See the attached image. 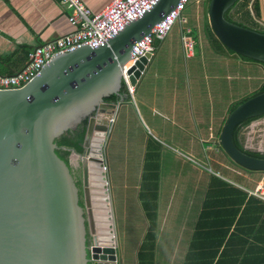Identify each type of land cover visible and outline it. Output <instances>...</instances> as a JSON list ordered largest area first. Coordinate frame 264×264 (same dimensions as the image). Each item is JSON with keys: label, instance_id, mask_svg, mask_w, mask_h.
I'll return each mask as SVG.
<instances>
[{"label": "crops", "instance_id": "1", "mask_svg": "<svg viewBox=\"0 0 264 264\" xmlns=\"http://www.w3.org/2000/svg\"><path fill=\"white\" fill-rule=\"evenodd\" d=\"M82 1L98 12L110 0ZM194 1L198 5L190 14L195 25H181L179 37L154 39L152 56L132 95L125 88L130 99L108 107L114 120L104 164L120 252L118 264H264V228L260 237H248L245 243V231H237L235 221L227 229L223 225L232 216L226 210L236 207V189L261 199L250 191L257 184L264 187V171L238 167L216 143L230 107L241 99L230 96L211 102L204 93L208 74L214 83L208 87L222 90L216 80L224 77L223 64L225 78L230 79L234 71L248 81V91L261 86L264 67L214 49L205 30L204 0ZM250 5L251 9L255 5L256 15H245L247 23L264 28V0H250L249 9ZM69 14L60 0H0V72H17L27 61L16 67L15 61L33 47L73 31ZM201 20L205 41L199 45L192 31L201 28ZM186 28L194 40L191 50L180 37ZM204 42L212 48L217 69H208L199 61L206 53ZM247 133L248 140L258 134L260 148L264 116ZM239 138L242 142L241 134ZM201 157L212 161L216 169L206 168ZM69 160L73 168L79 163L73 150ZM153 170L157 180L148 177ZM244 248L247 252L242 258L239 254Z\"/></svg>", "mask_w": 264, "mask_h": 264}, {"label": "water", "instance_id": "2", "mask_svg": "<svg viewBox=\"0 0 264 264\" xmlns=\"http://www.w3.org/2000/svg\"><path fill=\"white\" fill-rule=\"evenodd\" d=\"M239 0H204V24L224 55L264 62V33L227 20ZM178 0H159L104 45H82L54 55L23 86L0 89V264H118L119 246L104 165L113 105L130 99L122 71L135 41L149 34ZM211 45L213 41L208 37ZM147 52L127 73L136 85L151 58ZM123 89V92L122 90ZM264 115V91L235 105L217 144L250 171H264V157L233 141L243 120ZM80 178L57 153L56 138L84 120Z\"/></svg>", "mask_w": 264, "mask_h": 264}, {"label": "built area", "instance_id": "3", "mask_svg": "<svg viewBox=\"0 0 264 264\" xmlns=\"http://www.w3.org/2000/svg\"><path fill=\"white\" fill-rule=\"evenodd\" d=\"M65 4L70 14L69 23L74 27L73 31L37 45L28 51L27 63L17 72L9 75L0 74V89H12L23 86L40 70L49 60L57 54L72 51L82 45L92 48L104 45L109 39L114 37L123 27L151 9L159 0H110L109 3L100 11L93 12L82 0H60ZM190 0H178L176 6L158 23H156L149 34L135 41L130 58L124 65L122 78L127 92L132 95L134 86L129 82L127 71L135 65V62L147 52L152 55L153 40H163L172 26L181 19V15ZM188 28L181 32V41L185 48L191 50L194 40L190 36ZM144 71H140L142 75ZM136 82H138L136 80ZM111 122L113 117L109 119ZM107 167L104 164L103 170ZM250 193L264 200V187L257 184Z\"/></svg>", "mask_w": 264, "mask_h": 264}, {"label": "trees", "instance_id": "4", "mask_svg": "<svg viewBox=\"0 0 264 264\" xmlns=\"http://www.w3.org/2000/svg\"><path fill=\"white\" fill-rule=\"evenodd\" d=\"M249 4H250V0H239V1H237L224 13V17L229 21L238 23L240 25L249 26V27L258 29L259 31H262L264 33L263 27H257L255 25L253 27L252 25H249L247 23L245 15L251 16ZM235 7H237L238 9H235ZM237 11L240 12V14L242 16L237 17L236 16ZM252 12L254 15H256L255 5H252ZM205 30H206L207 36L210 37V39L213 41L212 46L214 47V49H216L217 51L222 50L221 45L213 38L214 36H213L211 29L205 27ZM153 42H154V40H153ZM27 54L28 53L21 56L20 59L18 60V62L15 61L14 66L15 67L18 66L20 64V62H22V61H27V58H28ZM240 57L244 60L260 63L264 67V62H260V61H257L255 59L248 58L245 56H240ZM0 74L9 75V74H13V72H10V71L7 73L0 72ZM123 89L125 90V88H123ZM262 91H264V81L262 82L261 86L254 92V94L258 93V92H262ZM105 100L114 102V101H116V96L111 95V96L107 97ZM241 101L242 100H239L238 102L234 103L230 107V110ZM259 117H261V116L251 117V118L245 119L235 127L232 137H233V141H234L235 145L238 148L244 149L243 144L239 138L240 131H241L242 127L247 125L248 123H250L252 120L257 119ZM86 121H87V119H84L76 127V129H74L72 131H66L61 136L56 138V140H55L57 143V146H58L56 149V153L62 159H64L66 162L69 161V155H70L71 150H75L76 152L82 151L81 144H82V141L84 138ZM245 151L248 154L253 155V156L264 157V152L250 151V150H245ZM232 163H234V162H232ZM234 164L237 165L236 163H234ZM237 166L240 167L239 165H237ZM240 168H242V167H240ZM242 169H244V168H242ZM244 170L250 171L247 169H244ZM148 177L154 178L155 180H157V171L153 170ZM236 190L238 193L236 207L226 210L225 205L221 206L224 211L226 210L228 213H230V212L232 213V216H230L231 218H228V220L225 223H223V225L227 229L231 225V223L233 221H235V224H234L235 229L237 231H245L243 233V236H246V237H244L242 240L246 243L249 240L248 237L251 238L253 236V238H257V236H259V237L261 236V231L264 228V201H262L261 199H258L255 196H252V195L247 196V193L240 190V189H236ZM155 197H156V184H154V192L152 193V198H153L152 205L154 204ZM236 215H237V218H236ZM149 234L151 235V233H149ZM239 235H240V233H239ZM244 247H246V245H244ZM246 252H247L246 248H244L243 250L240 249L239 256H241L242 258H245Z\"/></svg>", "mask_w": 264, "mask_h": 264}, {"label": "rangeland", "instance_id": "5", "mask_svg": "<svg viewBox=\"0 0 264 264\" xmlns=\"http://www.w3.org/2000/svg\"><path fill=\"white\" fill-rule=\"evenodd\" d=\"M197 5H198V3H196L194 0H190V2L187 4V6L185 8L186 10L183 11L184 21H182V18L179 21H177L172 26L171 30L169 31V33L167 34L166 37H179L181 25L182 26H187V25L189 26L190 24H193V26L195 25V17L194 16L192 17V14H190V13L195 11ZM235 9H238V8L235 7ZM250 12H251V14H253L252 9H251V5H250ZM189 15H191V17ZM236 16L237 17L241 16L240 12L237 11ZM201 24L202 25H201V28L199 30H196L194 28V30L192 31V35H193V37H196L197 44L199 43V45L202 44L203 41H205L204 40L205 34L203 31L202 20H201ZM204 43H205V45L204 44L203 45L205 47L206 53H205L204 57L199 59V61H200V63H204L208 69H212V70L217 69L219 67V64L213 58L214 56L211 52L212 48L208 44V42H204ZM226 56H228V55H226ZM218 57H220V56H218ZM185 59H187V58H185ZM222 67H223V73L222 74H224V77L222 79L216 80L217 82L222 83L221 84V88H222L221 91H220V89H214V88L211 89L210 87H208L210 83L214 84L212 82L213 79L209 78L210 75L208 74V78L206 80L208 88L206 87V89L204 91L207 100L210 99L211 102H215V99H216V102H218L220 100L222 101V99L226 100V99L230 98V96H239V98L241 100H243L247 96L254 94L255 91L246 90V87L248 86V84H247L248 81L245 80V78H242V76H237L235 73H233L234 71L231 74V78L226 79L225 78V72L226 71H225L224 64ZM233 74L235 76H232ZM252 83L254 84V86H257L256 80L252 81ZM244 89L246 91L245 95H244ZM259 118H262V117H259ZM259 118L254 119L250 123H248L247 125L243 126L241 131H240L241 136H243V138H242L243 146H245L249 150L258 149V150L264 151V147H263L264 143L263 142H262V145H260V148L258 146V138H259L258 134L252 135V138L250 136V138L252 140L250 138H249V140L246 138L247 136H249L247 133L248 129L251 128L255 124L256 120H258ZM120 139L123 140L122 137ZM261 141H262V139H261ZM261 141H260V143H261ZM112 145L113 144L111 142V145L109 148H111ZM104 159H105V157H104ZM108 159H109V162L112 163V156L110 154L108 155ZM199 160L202 164H204V162H205L206 168H212L213 170L216 169V165L213 164L212 161H206V159L204 157H201V159H199ZM78 162H79V160H78ZM72 169L76 173L77 177H79L78 172L80 171V163H78V165Z\"/></svg>", "mask_w": 264, "mask_h": 264}, {"label": "flooded vegetation", "instance_id": "6", "mask_svg": "<svg viewBox=\"0 0 264 264\" xmlns=\"http://www.w3.org/2000/svg\"><path fill=\"white\" fill-rule=\"evenodd\" d=\"M122 90V92H123V89H121ZM106 101V100H105ZM107 102V104H112L113 102L112 101H106ZM264 116V115H263ZM262 117V116H261Z\"/></svg>", "mask_w": 264, "mask_h": 264}, {"label": "bare ground", "instance_id": "7", "mask_svg": "<svg viewBox=\"0 0 264 264\" xmlns=\"http://www.w3.org/2000/svg\"><path fill=\"white\" fill-rule=\"evenodd\" d=\"M103 169V168H102Z\"/></svg>", "mask_w": 264, "mask_h": 264}]
</instances>
